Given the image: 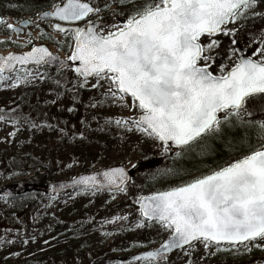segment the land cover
Here are the masks:
<instances>
[{"label":"snow or ice","instance_id":"6c2138e0","mask_svg":"<svg viewBox=\"0 0 264 264\" xmlns=\"http://www.w3.org/2000/svg\"><path fill=\"white\" fill-rule=\"evenodd\" d=\"M30 2L38 6V0ZM114 3L127 8V18L108 24L101 13ZM258 19L264 20V0H58L15 23L0 18L9 33L0 43L30 46L20 54L0 55V84L15 88L34 80H52L41 69L53 63L58 72L71 68L78 79L70 88L68 80L54 79L52 104L69 93L75 104L79 89L99 90L107 85L101 99H90L86 107L109 103L131 108L133 115L106 118L105 123L138 133L142 140L152 142L164 160L171 161L150 179L173 177L180 178V183L136 195L137 218L132 225L137 229L158 225L161 233L170 235L158 248L133 256L135 264H174L168 255L173 250L181 253V264H203L206 256H235L264 248V27L248 33L243 49L237 39L249 21ZM41 20L54 21L50 26L55 35L40 28L37 21ZM29 26L39 31L35 37L28 32L21 41ZM219 35L230 37L231 44L222 57L226 63L214 74L212 66L221 56ZM44 38L69 48L66 60L33 42ZM93 79L95 83H90ZM0 121L14 126L10 136L19 127L45 126L16 109H0ZM59 131L64 134L65 129ZM217 145L241 154L208 171L197 167L199 175L185 166V161L211 156ZM130 180L120 164L73 177L69 186L81 194L105 190L127 194ZM2 195L6 203L15 199L7 191ZM130 215H116L103 224L121 222L123 230ZM11 231L5 229L6 234ZM21 239L25 245L29 242L17 235L16 239H0V244ZM201 246L204 255L197 257Z\"/></svg>","mask_w":264,"mask_h":264},{"label":"rangeland","instance_id":"374dc122","mask_svg":"<svg viewBox=\"0 0 264 264\" xmlns=\"http://www.w3.org/2000/svg\"><path fill=\"white\" fill-rule=\"evenodd\" d=\"M52 2L57 1L52 0ZM32 8V5L25 0H0V16L7 23H15L20 19L35 16L39 10ZM114 11L115 17L113 16ZM120 13H125V15H120ZM126 14L127 8L125 6L114 3L110 9L101 13V17L108 24H112L116 21L125 20ZM90 18L96 19L95 16ZM37 23L46 33L55 35L50 26L53 21L41 20ZM262 27H264V20L249 21L247 27L241 29L237 34V39L240 41L238 46L243 49L248 33L258 32ZM38 31L39 29H36L35 26L27 27L21 34L20 40L23 41L28 32H31L35 37ZM8 35L5 26L0 25V40H4ZM12 38L17 39L15 33H12ZM217 39L221 41L218 50L221 56L217 57L216 63L212 66L211 71L214 74H219V65L226 63L222 57L231 44L230 37L219 35ZM202 40L206 42V38L202 37ZM33 42L37 45H45L52 53L59 55L62 60H66V57L70 55L69 48H60L48 41L47 38ZM29 48L30 46H17L11 42L0 43V54L22 53ZM248 54L250 55L251 52L249 51ZM77 79L78 77L75 76L74 81ZM38 82L39 80H34L30 84H20L15 88L0 84V109H5L11 105L28 87ZM90 83H95V80H91ZM68 87L70 88L71 84ZM106 88L107 85L99 90L79 89L83 90V93L78 96V101L75 103H79L77 106L83 107L85 112L92 116L96 115L97 118L89 124V127L101 129L99 130L101 134L93 135L94 130H91L83 132V137L80 136V132L78 137L74 138L71 130H65L62 134L57 124H51L53 127L49 128L46 126L49 123L45 122V124H40L45 125L44 127L35 129H30L28 126L19 127L15 135L10 136L9 133L15 130L14 126L11 123L0 121L1 193L5 190L11 192V187L22 178L21 174L9 171L5 162L15 160L22 155L26 156L30 152L35 156L51 159L62 158L66 155H77L83 158L80 171L71 175L72 177L84 173L83 170H86L85 173H90L120 164H123L132 176L127 194L102 191L92 195L91 193L81 194L78 191H69L60 195H53L55 199H52L53 196H47L42 204L37 205L29 214L22 217L20 216L25 200L16 197L14 201L6 203L3 195L0 194V239H16V236L19 235L23 239L29 240L26 245L22 243V239L16 240L12 244H0V264H98L103 257L113 259L109 264H119L114 260L157 248L170 235L167 232L161 233L158 225L138 229L132 226L137 218L133 199L136 195H148L157 190L167 189L173 184L180 183V178L165 177L152 181L151 175L158 168L170 164L171 161L164 160L159 151L153 147L152 142L142 140L138 133L123 132L115 124L109 127L105 123L106 118L115 119L133 115L131 108H120L109 103L96 108L86 107L90 99L94 98L99 101L101 93ZM67 98L57 105L56 111L66 114L71 119L79 109L76 108L72 99L68 101ZM45 99L48 97L40 98V102ZM69 107L75 108V111L68 112L67 108ZM254 118L259 119L261 117L256 116ZM102 124L103 127L100 126L99 128L98 125ZM251 140L252 143H256L254 133H252ZM218 148L217 145L216 150ZM240 154V152H230V154L215 160L214 158L217 157V151H215L203 160L197 158L192 161H185L184 164L193 170V174L199 175L200 173L196 171L197 167L202 171H208L217 164H223ZM132 165H136V167H132ZM69 178V175H66L61 169H55L48 173L46 182H56ZM128 213L131 215L127 221L123 222V230L121 222L103 224L106 219ZM5 229L12 231L6 234ZM103 232H110L112 235L105 236L102 234ZM149 240H155V243H148ZM137 242L143 246L133 247V244ZM14 253H18V255ZM180 255L178 250L170 254L169 257L174 264H181L178 259ZM195 255L197 257L204 255L202 246ZM203 264H264V248H253L249 252L235 256L230 253L206 256Z\"/></svg>","mask_w":264,"mask_h":264},{"label":"trees","instance_id":"16d2710c","mask_svg":"<svg viewBox=\"0 0 264 264\" xmlns=\"http://www.w3.org/2000/svg\"><path fill=\"white\" fill-rule=\"evenodd\" d=\"M25 1H28L29 4L32 5L33 10H42V8H44L47 4L52 3V0H38V6H34L30 0ZM56 1L58 2V0ZM109 2L111 3V0H109ZM41 71L47 72L48 76L52 77V80H39L37 84L28 87L18 98L13 101L11 105L6 107L5 110L16 109L18 112L29 114L30 118L37 124H45V122L49 124H57L60 129L63 128L65 130H71L70 132H72V137L74 138H77L80 132L83 133L91 130H94L93 135L101 134L99 131L101 129L97 130V128L89 127V124L94 120V116L88 112H85L83 107L77 106L79 103L75 104L76 108L79 110L76 112L75 116L71 117V119H69L66 114L61 112L60 114L56 111L57 105L66 97H68V101H71V94L70 96L61 97L56 104L51 103L53 99H56V85L54 84L53 80L66 79L70 82L68 84L69 86L71 82L75 80L76 75L74 70L68 68L62 69L58 72L53 67L48 66L46 68H42ZM78 91L79 95L81 96L83 90ZM42 97H48V99L40 102V98ZM17 106H19L18 109ZM73 123H75L74 126ZM100 126L103 127V124L98 125L99 128ZM108 126L110 127L111 125ZM218 147V150H216L217 157L214 158L215 160H217L219 157L230 154V152L223 146L218 145ZM63 157L51 159L48 157H38L30 152L26 156L22 155L17 157L15 160H7L5 162V165L8 167L9 171L19 173L22 176V178L11 187L12 191L10 192L13 197L23 198L25 200L24 207L21 212L22 215L20 217L29 214L33 208L39 204H42L47 198L44 188L47 184L46 178L48 177V173L54 171L55 169H61L66 175H69V177L72 178L71 175L77 171H80V164L83 158L77 155H66ZM83 172L85 173L86 170H83ZM14 221L16 220L14 219ZM100 260L101 262L98 264H109L113 261V259L104 257ZM161 264H163V262H161Z\"/></svg>","mask_w":264,"mask_h":264},{"label":"water","instance_id":"95a60500","mask_svg":"<svg viewBox=\"0 0 264 264\" xmlns=\"http://www.w3.org/2000/svg\"><path fill=\"white\" fill-rule=\"evenodd\" d=\"M1 18V17H0ZM42 21H48V20H42ZM25 28H27V27H25ZM50 51V50H49ZM16 54H20V53H16ZM54 54V53H53ZM0 55H2V54H0ZM55 55H57V54H55ZM6 56V55H5ZM58 57H59V55H57ZM60 58V57H59ZM61 59V58H60ZM62 60V59H61ZM69 64H71V62H68ZM78 63V62H77ZM31 67V66H30ZM51 67H53L55 70H57V66H56V64L55 63H53L52 65H51ZM62 70V69H61ZM101 170H103V169H101ZM101 170H99V171H101ZM99 171H95V172H99ZM128 172H129V170H128ZM92 173H94V172H92ZM92 173H84V174H79V175H88V174H92ZM79 175H77V176H75V177H78ZM129 176L131 177V174H130V172H129ZM72 179V178H71ZM71 179H66V180H61V181H56V182H50V183H47V185H46V187H45V192H46V194L47 195H49V196H52V195H59V194H62V193H64V192H68V191H71V190H73V188L72 187H70L69 185H70V182H71ZM130 182V181H129ZM61 184H64L65 185V187L64 188H60L59 187V185H61ZM53 187H55L56 188V191L54 192L52 189H53ZM5 191H7V192H9L10 193V190H5ZM105 191H108V190H105ZM163 243V242H162ZM159 247V246H158ZM157 247V248H158ZM155 249V248H154ZM151 250H153V249H151ZM175 251H177V250H173V252H175ZM173 252H171V253H173ZM171 253H169L168 255H170ZM135 255H137V254H135ZM135 255H133V256H135ZM133 256H130V257H126V258H120V259H118V262L119 263H121V264H130V263H134V261H132V257Z\"/></svg>","mask_w":264,"mask_h":264}]
</instances>
